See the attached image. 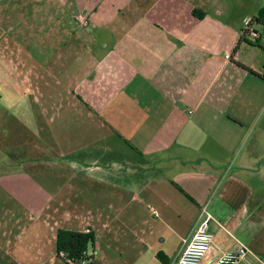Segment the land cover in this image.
I'll list each match as a JSON object with an SVG mask.
<instances>
[{
  "label": "crops",
  "instance_id": "crops-1",
  "mask_svg": "<svg viewBox=\"0 0 264 264\" xmlns=\"http://www.w3.org/2000/svg\"><path fill=\"white\" fill-rule=\"evenodd\" d=\"M52 1L0 0V264L87 229L95 264H176L204 208L202 264L264 259V0Z\"/></svg>",
  "mask_w": 264,
  "mask_h": 264
},
{
  "label": "built area",
  "instance_id": "built-area-1",
  "mask_svg": "<svg viewBox=\"0 0 264 264\" xmlns=\"http://www.w3.org/2000/svg\"><path fill=\"white\" fill-rule=\"evenodd\" d=\"M77 21L84 28L89 26L88 17H86L85 15H79ZM251 22L252 19L244 20L243 33H248V35L253 39H259L260 37H262V32L256 31L251 26ZM226 58L230 59V55H227ZM212 220L213 216L204 208L197 231L193 235L191 240L186 244L176 264H202L203 260L211 250L214 243V236L210 230V223ZM85 233L92 234L94 236L93 232L90 229H87ZM69 263L73 264L72 261H69ZM242 263L264 264V259L260 258L257 255H254L247 246L242 245L235 253L229 252L222 254L218 259H216L213 264ZM81 264H86V261H83Z\"/></svg>",
  "mask_w": 264,
  "mask_h": 264
},
{
  "label": "trees",
  "instance_id": "trees-1",
  "mask_svg": "<svg viewBox=\"0 0 264 264\" xmlns=\"http://www.w3.org/2000/svg\"><path fill=\"white\" fill-rule=\"evenodd\" d=\"M257 25H261L262 37L259 39L251 38L248 33H243V40L251 38L254 45L264 51V10L258 17L252 19L251 26L255 29ZM95 238L92 234L81 232H72L60 230L57 235V256L62 259L66 264H81L86 261V264H95L94 256L88 254L90 245H94Z\"/></svg>",
  "mask_w": 264,
  "mask_h": 264
},
{
  "label": "rangeland",
  "instance_id": "rangeland-1",
  "mask_svg": "<svg viewBox=\"0 0 264 264\" xmlns=\"http://www.w3.org/2000/svg\"><path fill=\"white\" fill-rule=\"evenodd\" d=\"M83 0H78V3H80V2H82ZM60 3H59V5H57V1L55 0L54 1V3H53V1H52V3H49V7L50 8H52V10H51V12H53V11H57V10H60V11H67V12H70V11H72L71 9L69 10V8L68 7H66V6H70L69 5V0H62V1H59ZM47 5H48V3H46V6H45V9H49V8H47ZM69 10V11H68ZM52 15H54V14H52ZM62 16H65L64 14H62ZM64 19H65V23H67V26L69 25V20H68V18L65 16V17H63ZM57 20V19H56ZM51 21V19H48V20H46L45 21V30L46 31H48V33H52V34H54L55 35V30L53 29L54 28V26L51 24V23H49ZM60 21L62 22V23H64L63 22V20H61L60 19ZM64 23V24H65ZM78 25L80 26V27H82L79 23H78ZM84 27H82V29H83ZM86 28V27H85ZM25 50H21L20 48H18V49H9L8 51H7V53H8V55H9V58L6 60V61H10V59L12 60V61H14V66L15 67H18V68H20L21 69V63H22V61H23V63H24V61H30V59H27L26 58V56H25ZM52 50H49V49H46L44 52H42L41 54H40V57L42 58V59H44V60H47L50 56H51V54H52ZM27 63V62H26ZM25 63V64H26ZM33 91H36V86L35 87H33ZM66 264V263H65Z\"/></svg>",
  "mask_w": 264,
  "mask_h": 264
}]
</instances>
